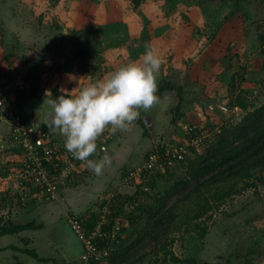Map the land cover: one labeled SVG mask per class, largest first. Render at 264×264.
I'll return each mask as SVG.
<instances>
[{
	"label": "rangeland",
	"instance_id": "374dc122",
	"mask_svg": "<svg viewBox=\"0 0 264 264\" xmlns=\"http://www.w3.org/2000/svg\"><path fill=\"white\" fill-rule=\"evenodd\" d=\"M92 24L99 29L86 28ZM73 30L87 35L80 41ZM262 32L264 0H145L138 9L132 0H0V93L11 96L31 91H27L33 96L25 98L26 105L30 108L34 102L42 130L48 128L52 112L47 101L64 94L61 89L78 93L119 67L139 61L146 45L163 58L157 77L159 101L147 110L140 109L128 127L129 151L124 147L126 152L116 157L122 160L118 179L113 176L110 187L97 191L86 212L74 205L68 211L69 224V218L76 216L95 243L106 240L98 246L102 258L97 263L114 264V256L124 253L125 247L120 252L114 246L116 225L121 229L118 238L132 246L125 258L135 264H264V185L246 186L252 178L228 179L181 203H177L180 195L171 198L162 210L177 203L176 218L167 217L164 228L155 231H146L148 214L139 209L147 210L186 176L188 162L214 139L212 128L242 120L246 112L240 105L224 109L225 105L239 98L251 109L264 104ZM83 49L89 54L77 59ZM166 82L173 88L158 93ZM46 92L52 94L46 96ZM104 134L111 135V128ZM15 144L11 125L0 121V228L9 221L28 223L42 214L44 220L38 222L53 229L50 206L63 208L64 192L61 189L50 200L35 196L24 180L25 161L22 151H14ZM176 146L188 150L184 163L173 160L166 167L162 162L146 179L141 178L142 171L137 180L121 179L129 169L142 168L150 150ZM83 164L75 168L78 178L73 173L65 183V193L74 186L81 196H89L85 184L96 179H91L92 170ZM152 176L158 179L155 186L148 184ZM217 190L233 194L217 202L212 199ZM132 195L134 199L128 200ZM205 198L213 209L200 206ZM47 200L56 202L48 205ZM112 211L116 224L109 218ZM93 214L100 219L96 224ZM132 216L140 219L132 223ZM61 218L66 221L65 211Z\"/></svg>",
	"mask_w": 264,
	"mask_h": 264
},
{
	"label": "trees",
	"instance_id": "16d2710c",
	"mask_svg": "<svg viewBox=\"0 0 264 264\" xmlns=\"http://www.w3.org/2000/svg\"><path fill=\"white\" fill-rule=\"evenodd\" d=\"M145 0H132L133 5L135 8H139L142 6ZM90 22V21H89ZM94 26V27H93ZM92 24L91 26L86 27L87 29L93 28V29H99L98 26ZM92 30V29H91ZM74 31V30H73ZM77 35V39L82 41L84 39L83 35L85 33L84 31H74ZM260 42L262 45V53L264 55V32H262L259 35ZM80 52V53H79ZM77 54V59L82 58L80 55L82 54H89L88 51L83 49L79 51ZM7 58V57H5ZM8 62H10L8 60ZM3 63V60L0 59V64ZM263 68H264V62H263ZM75 71L77 70V67H75ZM88 73V72H87ZM173 88L171 83H165L160 86L158 93L164 92L165 90ZM28 92H31L27 90ZM25 92L24 90L18 91L15 93V98L17 102L21 105L23 115L26 118L28 122H32V119L27 114V108L25 98H32L33 94ZM6 93H8L6 91ZM2 94V93H0ZM31 95V96H30ZM231 105L224 106V108L227 109H234L236 106H241V110L245 111V115L242 118L241 121L235 122H225L222 124H219L212 128V133L214 139L211 140V144L208 145V147L198 155V157L194 160H190L186 166L187 173L186 176L183 177L180 180H177L169 189V191L161 196L159 199H157V202L154 205H150V207L146 210L144 207H139L140 210H145L148 214L147 224H146V231L154 230L155 229H161L164 228L165 222L167 220V217H170L171 220H174L176 218V215L174 214V208L178 205L177 203H181L183 201L189 200L193 198L196 195H199L200 192H203L205 189H210L211 187H214L216 185L219 186L221 182H224L228 179L232 178H241L242 180H247V178H252V181H247L246 186L251 187H259L260 184L264 185V104L260 106H254L252 109L250 106L241 100L240 98L236 100V102H231ZM34 105V102L32 103ZM240 110V109H239ZM45 129H49L43 126ZM198 133L195 134V136ZM53 135L56 136V131H53ZM199 137V136H198ZM56 140V137H55ZM205 142V141H204ZM64 145V144H63ZM160 145V144H159ZM179 146V144H178ZM15 148L14 151H17L18 153L22 151L21 148L13 146ZM19 148V149H18ZM20 150V151H19ZM98 150H100L98 152ZM166 149L160 148V151L158 154L162 157V162L165 164L166 167H169L167 163L168 160L166 158L165 154ZM107 152V151H105ZM101 151L100 148L97 147L96 153H94L92 156H90V159L97 160L100 155L105 153ZM150 152V153H149ZM145 159L153 152V150H150ZM18 156V155H17ZM19 157V156H18ZM188 158V154H184L182 158H174L173 160L179 161L180 163H184ZM129 162V161H128ZM84 162H78V167H84ZM47 167L51 168V172L59 173L60 169L57 167V171L53 167L52 164H49L48 162L44 163ZM22 169L25 170V164ZM137 167H134L132 169H129L126 171L125 175L123 177L128 176L130 171L133 169H136ZM155 169H147L144 168L141 173V178L147 177L148 172L154 173L156 171ZM258 171L257 173H254ZM78 172H75V177L78 178ZM150 176V174H149ZM134 180H137V177H132ZM141 179V180H142ZM156 177H151L148 181V184L151 186H155L157 183ZM34 183L31 181L28 183V185L31 187V190H33V194L36 192H41V190L44 189L43 186H36L33 185ZM141 188V187H140ZM138 193V191H137ZM233 193L231 191H220L217 190L216 193L213 194L212 199L215 201H222L223 199L227 198L228 196L232 195ZM180 195V197L177 199V203L173 204L171 208L167 211H163V207L168 203L171 198ZM47 196V195H46ZM120 196V195H119ZM48 200H50L49 197H46ZM128 200L134 199V195L127 197ZM47 200V202H48ZM117 204V203H116ZM114 205V207L116 206ZM177 204V205H176ZM206 205V206H205ZM200 206L209 207L210 209H213V205L210 203V199L205 198L204 205L202 203ZM217 206V204H216ZM114 211V210H113ZM112 211V213L109 215L110 219H113L112 224H116L114 222V215L115 213ZM93 223H97L99 217L97 215L93 214L91 216ZM109 219V220H110ZM140 217H133L132 216V223H136L137 220H139ZM93 224V225H95ZM116 225H114L115 227ZM44 225L42 223H38L36 220H33L28 223H21L17 224L12 221H9L5 223L0 228V237L6 234H18L26 229H41ZM104 228L110 230L111 226L105 225ZM121 229L119 231L120 235ZM118 235L115 234L114 228L112 230V236H114V246L116 248H119V251L122 252V248L125 247L124 253L127 250H130L132 246H127L122 238H118ZM152 236L155 240L158 239V236L156 234ZM140 240V239H138ZM106 241V240H105ZM105 241H100V244L98 246H102V244L105 243ZM25 242H28L25 239ZM123 242V245L121 244ZM122 245V246H121ZM16 248L15 246H12ZM164 247V246H163ZM166 248V246H165ZM25 252L39 258V255L34 249H25ZM117 253V256H114L115 263L114 264H135L134 262H128L125 258V254ZM173 260L179 261L177 257H173ZM99 264V263H95Z\"/></svg>",
	"mask_w": 264,
	"mask_h": 264
},
{
	"label": "clouds",
	"instance_id": "9594fccd",
	"mask_svg": "<svg viewBox=\"0 0 264 264\" xmlns=\"http://www.w3.org/2000/svg\"><path fill=\"white\" fill-rule=\"evenodd\" d=\"M162 63L163 58L146 45L139 61L119 67L78 93L61 89L64 94L47 101L52 109L48 128L65 137L64 143L56 140L64 144L75 159L86 162L90 170L101 174L106 166L111 165V157L105 154L98 161L89 157L96 153L97 146L103 152L108 150L112 135L102 133L109 127L112 131L126 130L138 118L140 109L147 110L158 103L157 77ZM50 93L46 92V96ZM36 108L31 105L26 109L29 117L32 111L37 114ZM104 137H107L105 150L101 147Z\"/></svg>",
	"mask_w": 264,
	"mask_h": 264
},
{
	"label": "built area",
	"instance_id": "2783aa9c",
	"mask_svg": "<svg viewBox=\"0 0 264 264\" xmlns=\"http://www.w3.org/2000/svg\"><path fill=\"white\" fill-rule=\"evenodd\" d=\"M0 121H5L11 125L15 145L22 149V158L25 161L24 180L27 183L32 181L33 185L44 187L41 192H36L34 195L38 197L47 195L46 197L50 199H56L65 183L75 173L77 163L82 161L75 159L62 143L55 140L52 130H42L34 122H28L23 115L21 105L15 98V94L11 96L0 94ZM106 140L107 137L102 138L101 147L103 150L106 149L104 144ZM187 151L183 147L178 148L176 146L174 149H166L164 155L171 163L174 158H182L184 154H187ZM158 153L159 151L149 154L144 166L133 169L127 177H136L144 168L155 169L158 164L161 165L162 157ZM45 162L52 164L56 171L58 167L60 172H51V168L47 167ZM69 221L72 229L83 243L82 258L84 263L95 264L99 262L102 258L101 251L98 244L94 242L93 236L86 232L84 223L76 216L69 218ZM119 231V226L114 227L116 235L119 234Z\"/></svg>",
	"mask_w": 264,
	"mask_h": 264
},
{
	"label": "crops",
	"instance_id": "0c3cea01",
	"mask_svg": "<svg viewBox=\"0 0 264 264\" xmlns=\"http://www.w3.org/2000/svg\"><path fill=\"white\" fill-rule=\"evenodd\" d=\"M30 111V109H29ZM124 132H118L117 134L112 131L113 137L109 143V147L107 152L100 155L97 159H101L105 154H108L112 163L109 166H106L101 174L97 175L94 171H91V179L97 180L99 183L92 181L91 184H85L87 193H89L88 197L81 196V193L76 192L77 188L73 186L71 188L72 192L65 193V186L62 188V193L64 192V203L66 205L62 208L61 206H50L51 212L48 216L50 218V223H53L55 227L53 229H47L44 226L41 229H26L18 234H6L0 237V264H85L82 258L83 254V245L79 238L73 233L71 225L67 220L68 211L71 210L70 205H74L76 208H85V212L88 210L89 206L94 203L96 200L95 194L98 190L104 189L108 184H112V177L117 178V171L120 162L122 160H117L116 157L121 155V152L124 151V147H126L129 151L128 143H127V135L129 128L123 130ZM57 135L55 136L62 143L65 141V137L57 131ZM125 141V146L121 145V142ZM120 143V144H119ZM122 147V148H121ZM125 151L126 152V149ZM131 154V153H128ZM131 162V160H130ZM124 177L121 176V179ZM122 183V182H121ZM115 185V183L113 182ZM113 185V186H114ZM118 186V185H117ZM120 186V185H119ZM119 186L117 188H119ZM84 187V186H83ZM107 187H110L109 185ZM65 188V189H64ZM69 197H79L75 200ZM74 200V202H71ZM53 202H56L53 200ZM52 201L47 202L46 204L50 205L53 203ZM59 203V202H57ZM45 204V205H46ZM44 205V204H43ZM68 208H67V207ZM77 210L73 208V211ZM65 211L66 213V221L61 218V213ZM79 211V210H77ZM84 212V209H83ZM73 213V212H72ZM35 220L38 222L44 220L42 218V214L40 217L37 215ZM42 223V222H38ZM57 224L60 226L56 227ZM60 229H57L59 228ZM15 236V237H13ZM13 237V238H12ZM25 239L28 242H25ZM15 246L16 248L12 247ZM34 249L39 258H36L25 252V249ZM31 258V259H28ZM34 260V261H32Z\"/></svg>",
	"mask_w": 264,
	"mask_h": 264
},
{
	"label": "water",
	"instance_id": "95a60500",
	"mask_svg": "<svg viewBox=\"0 0 264 264\" xmlns=\"http://www.w3.org/2000/svg\"><path fill=\"white\" fill-rule=\"evenodd\" d=\"M30 117H31L32 121L34 122V124L38 125V118L36 116V113L32 111Z\"/></svg>",
	"mask_w": 264,
	"mask_h": 264
}]
</instances>
